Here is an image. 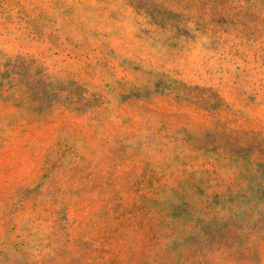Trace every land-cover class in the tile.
<instances>
[{
    "label": "rangeland",
    "instance_id": "1",
    "mask_svg": "<svg viewBox=\"0 0 264 264\" xmlns=\"http://www.w3.org/2000/svg\"><path fill=\"white\" fill-rule=\"evenodd\" d=\"M0 264H264V0H0Z\"/></svg>",
    "mask_w": 264,
    "mask_h": 264
}]
</instances>
